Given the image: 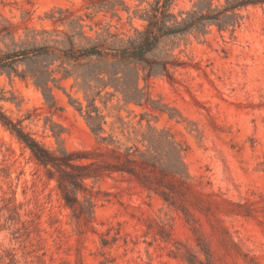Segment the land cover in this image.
<instances>
[{
  "label": "rangeland",
  "instance_id": "rangeland-1",
  "mask_svg": "<svg viewBox=\"0 0 264 264\" xmlns=\"http://www.w3.org/2000/svg\"><path fill=\"white\" fill-rule=\"evenodd\" d=\"M197 1L174 0L170 11ZM209 1L215 11L226 5ZM153 2L0 0V30L10 24L14 37L0 35V55L41 45L32 31L76 48L87 44L81 32L93 41L133 35ZM236 14L161 37L146 59L168 63L167 72L143 80L137 66L143 107L114 110L119 93L106 107L97 101L99 136L70 104H86L74 78L53 73L50 107L30 76L46 62L20 59L22 76L0 72L3 115L43 148L93 162L68 205L58 173L0 122V264H264V5ZM117 115L130 127L112 128ZM109 136L112 144L101 139Z\"/></svg>",
  "mask_w": 264,
  "mask_h": 264
},
{
  "label": "trees",
  "instance_id": "trees-1",
  "mask_svg": "<svg viewBox=\"0 0 264 264\" xmlns=\"http://www.w3.org/2000/svg\"><path fill=\"white\" fill-rule=\"evenodd\" d=\"M173 1L154 0L149 8L145 9L139 16L141 20L146 22L143 31L135 30L133 35H124L123 38L108 32L96 41L86 39L84 33L81 32L79 37L87 40V44L79 48H76L67 36L64 37L65 42H63L52 39V35L47 31H32L34 42L36 36H43L42 44L35 46L29 42H23L20 47L28 45L29 47L16 52L3 53L0 55V72L22 76L17 71V64L20 59H35L46 62V65H42L37 71L30 73V76L35 80L36 88L41 90L45 102L50 107L55 104L53 88L49 85L50 81H54L52 79L53 73H62L59 80L74 78L75 83L71 85V88L77 87V91L82 93L83 101L86 104L83 105L79 98L71 97L70 104L77 112L84 115L85 122L91 132L99 136L104 132L103 125L106 124V121L105 116L96 105L97 101L106 107L116 96V93H119L121 97L117 99V104L113 107L114 110L118 111L122 107L131 105L143 107L148 101V97L145 88L140 86L137 66L141 67L143 80L155 73L156 68H160L162 72H167L168 63H153L146 59V54L156 48L161 37L193 30L199 33L206 28L208 22L217 20L222 13L230 12L232 16H235L237 15L236 11L242 8L264 5V0H225L226 5L222 10L215 11L211 8L212 5L209 0H205L207 6H203V0H198L193 5L192 10L180 12L176 16L170 11V5ZM10 26L8 24L0 30V35L3 34V38H9L14 42ZM45 35L47 38H44ZM65 43L68 45L67 48L60 47V45L64 46ZM54 64H57L55 70L49 69V66ZM0 122L15 134L41 165L51 167L58 173L57 187L65 194L66 204L78 203L75 197L69 198L68 193H77L82 187L83 180L92 176L93 162H81V160L89 159L64 149L58 150L57 153L43 148L1 112ZM115 124H119L118 128L120 129L130 127L129 124L124 123L119 115L111 124L112 128ZM112 138L113 136H109L107 139L101 137L104 141L108 140V144L113 143ZM113 153L116 154V152ZM125 155L126 158L133 155L131 147L125 149ZM140 156L143 158L145 154L140 153ZM112 168H116V171L126 170L129 172L128 169Z\"/></svg>",
  "mask_w": 264,
  "mask_h": 264
}]
</instances>
